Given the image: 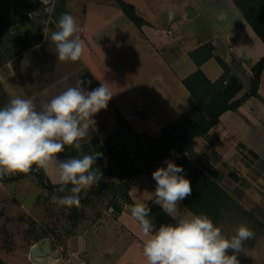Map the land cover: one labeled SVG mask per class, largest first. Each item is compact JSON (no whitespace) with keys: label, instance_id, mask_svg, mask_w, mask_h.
I'll list each match as a JSON object with an SVG mask.
<instances>
[{"label":"crops","instance_id":"1","mask_svg":"<svg viewBox=\"0 0 264 264\" xmlns=\"http://www.w3.org/2000/svg\"><path fill=\"white\" fill-rule=\"evenodd\" d=\"M125 1L136 6L147 24L137 27L115 3L112 6L105 1L97 3L100 9L96 14L79 19L84 41V52L79 61L87 75L84 81L91 82L82 87L91 91L103 82L113 96L107 108L93 117L95 124L80 141L82 150L77 152L66 146L59 159L98 152L102 156L95 166L101 169L108 159L103 140L117 127L115 109L122 112L136 133L160 136L166 125L196 106L183 79L197 69L189 53L208 42L213 44L215 55L229 67L224 97L228 101L238 100L250 90V68L263 56V50L232 0ZM107 6H112V12L106 9ZM166 29L171 30V34L162 32ZM201 69L212 82L224 74L215 57L204 62ZM0 82L9 100L17 96L31 98L38 110L42 102L77 84L73 79L61 78L27 94L26 83L17 78L11 62L0 66ZM258 94L259 97H250L238 110L224 112L216 127L197 138L194 150L202 157L208 171L219 170L224 174L226 164L250 163L249 159L264 163V70ZM177 157L179 154L172 151L159 162V167L166 168V161L176 164ZM46 173L52 183L59 184L57 169L50 168ZM29 177L10 183L0 181V210L5 208L4 212H7L6 216L3 211L0 213V224L6 223L9 214L10 218L16 216L23 207L13 202H18L22 194L18 189L9 191V186L17 187ZM102 180L117 179L104 176ZM128 182L131 186L129 195L135 204L147 205L155 196L156 182L146 174H134ZM37 188L41 189L38 185ZM179 208L190 212L181 204ZM80 230L65 241V256L69 263L60 264H118L121 255L132 250H138L143 256L144 237L129 207H124L117 220L112 218V210H109L96 224ZM36 243L16 240L13 245L0 244V258L6 264H38L30 257ZM46 264L52 263L48 260Z\"/></svg>","mask_w":264,"mask_h":264},{"label":"trees","instance_id":"2","mask_svg":"<svg viewBox=\"0 0 264 264\" xmlns=\"http://www.w3.org/2000/svg\"><path fill=\"white\" fill-rule=\"evenodd\" d=\"M121 12L137 27L141 28L147 21L138 13L136 6L125 0H114ZM236 8L251 27L263 56L251 68V87L240 99L228 101L223 95L225 80L229 74L227 63L216 56L214 46L208 42L189 53L190 58L196 64L197 69L183 79V84L194 97L196 106L181 115L176 120L166 125L160 136L140 135L135 132L132 125L122 112L115 109L117 127L107 135L103 144L107 151L108 159L102 163L99 169L102 177L107 176L117 179L111 181L100 180L90 190L81 194L79 206L66 207L65 225L60 229L56 224L41 227L33 225L30 229L32 240L29 244L38 242L42 238H50L52 244H63L69 237L94 225L92 220H100L105 211L112 210V218L117 220L123 212L125 205H133L135 202L129 195L131 186L129 178L134 174H146L150 179L152 173L159 167V162L164 160L174 151L179 154L175 159L177 165L182 166L184 175L192 185V193L180 204L191 213L207 214L218 225L229 213H235L239 217H246L252 222V227L262 228L258 217L246 211L224 186L221 181L226 177L221 171H208L202 163V157L195 152L194 147L197 138L206 135L212 128L220 123L221 115L226 111H236L250 97H259L258 89L261 74L264 70V0H233ZM40 0H17L15 6L0 15V66L6 62H12L19 54L26 50L39 47L43 42V30H37L38 24L32 18L36 10H41L45 17L49 18V24L56 27L61 14L68 13L66 0H55L51 12L44 9ZM11 42V44L7 42ZM215 57L224 69L223 76L215 81H210L201 69V65ZM44 88V87H43ZM41 88V89H43ZM38 89V90H41ZM27 94L34 91L26 84ZM9 102V98L0 82V107ZM142 161V163H138ZM35 169V166H34ZM229 176L239 180L234 172ZM32 176L36 184L43 190L37 196L44 203L51 202L53 194L65 196L69 194L65 187L61 192L60 184H54L49 179L46 171L33 170L29 173H17L11 177H1L0 181L10 183ZM238 191V190H237ZM155 196L150 199L151 219L158 228L161 224L175 223L159 205L153 203ZM106 201L104 212L100 211L99 204ZM96 210L89 220L87 210ZM33 224H36L32 221ZM259 228L257 230H259ZM0 264H6L0 258Z\"/></svg>","mask_w":264,"mask_h":264},{"label":"clouds","instance_id":"3","mask_svg":"<svg viewBox=\"0 0 264 264\" xmlns=\"http://www.w3.org/2000/svg\"><path fill=\"white\" fill-rule=\"evenodd\" d=\"M81 32L73 15L61 14L56 30L48 38L57 61L76 62L81 58L84 52ZM90 83L78 80L75 87L42 102L39 110L31 98L19 96L0 107V176L41 169L47 172L54 167L58 171L59 190L63 192L66 186L71 187L68 195L53 194L52 203L61 207L79 206L81 194H86L102 179L95 166L102 154L66 159H59V154L66 146L77 152L82 150L80 141L95 124L93 117L107 108L113 96L103 82L91 91L82 87ZM166 164V168L159 167L152 173L156 182L153 203L175 223L157 228L150 216L151 207L144 203L125 205L144 237L145 264H239L237 254L244 251V243L255 233L246 224H240L234 235L226 237L207 214L181 211L179 204L191 195L192 185L181 175L182 166L172 161Z\"/></svg>","mask_w":264,"mask_h":264},{"label":"rangeland","instance_id":"4","mask_svg":"<svg viewBox=\"0 0 264 264\" xmlns=\"http://www.w3.org/2000/svg\"><path fill=\"white\" fill-rule=\"evenodd\" d=\"M40 1L43 3L45 11L50 13L55 0ZM99 1L115 5L114 0H66V5L68 13L76 19L78 18L77 22L79 24V19L82 17L97 13L100 9L97 5ZM169 1L182 2L185 0ZM16 2L17 0H0V15L6 10L13 8ZM112 6H107L106 9L110 10ZM110 11L112 12V10ZM32 18L38 24L37 30H43L44 38L41 46L26 50L13 59L14 62L13 64L11 62V65L16 72L17 78L24 81L32 90L41 89L61 78L84 81L87 75L83 72L79 60L76 62L57 61L55 48L54 46L52 47L51 42L48 40L51 33L56 30V27H52L49 24L50 19L45 17L41 10H36L32 14ZM11 42L7 43L11 44ZM249 162L234 163L233 165L226 164L224 167V175L226 177L221 181V184L233 194L236 201L246 211L258 217L263 227L261 229L258 227L259 230H257L258 228L254 229L249 219L246 217L241 218L235 213L227 214L218 226L222 228V233L226 237H231L235 234L240 224H246L255 235L244 243V251L237 254L239 264H264V163H254L251 159H249ZM229 172L236 173L239 180L229 176ZM6 186L9 185L7 184ZM8 189L11 192H15L18 189V192L22 194V198L18 202L16 200H13V202H16L19 206L22 204L23 207L19 209L16 216L10 218L9 214L5 220L6 223L0 224V244L13 245L16 240L17 242L29 244L32 236L30 235L31 230L29 231L28 229L33 225L45 227L46 224L48 226L56 224L59 229L65 225L67 209L52 203V200L48 203H44L43 199L38 200V194L44 192L42 189L37 188L36 181L32 176L27 179V182L19 183L17 187L11 188L9 186ZM105 205L106 201L99 204L100 211L104 212ZM4 210L5 208L0 210V213L3 211V215L6 216L7 212H4ZM87 211V214L91 215L85 224L93 218L92 215L96 212V210L90 209ZM32 221L36 224H33ZM92 221H94L93 224L97 223L96 220ZM228 254L231 255L232 252L229 251ZM118 264H145V258L141 256L138 250H132L125 256L121 255V262Z\"/></svg>","mask_w":264,"mask_h":264},{"label":"water","instance_id":"5","mask_svg":"<svg viewBox=\"0 0 264 264\" xmlns=\"http://www.w3.org/2000/svg\"><path fill=\"white\" fill-rule=\"evenodd\" d=\"M52 242L50 238L45 237L39 240L31 249L30 257L38 264H46L48 256L51 254Z\"/></svg>","mask_w":264,"mask_h":264},{"label":"built area","instance_id":"6","mask_svg":"<svg viewBox=\"0 0 264 264\" xmlns=\"http://www.w3.org/2000/svg\"><path fill=\"white\" fill-rule=\"evenodd\" d=\"M165 34H171V30L162 31ZM51 254L48 256V260L52 264L69 263V260L65 256V246L63 244H52Z\"/></svg>","mask_w":264,"mask_h":264}]
</instances>
